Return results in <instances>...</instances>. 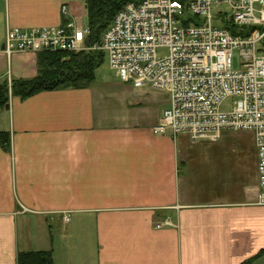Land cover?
Segmentation results:
<instances>
[{"label": "crops", "instance_id": "1", "mask_svg": "<svg viewBox=\"0 0 264 264\" xmlns=\"http://www.w3.org/2000/svg\"><path fill=\"white\" fill-rule=\"evenodd\" d=\"M85 1L0 0V83L37 75L36 54L3 53L8 29L58 27L63 7L81 23ZM8 105L0 264L28 252L53 264H264L253 136L255 152L241 155L228 132L196 144L155 134L167 96L121 82Z\"/></svg>", "mask_w": 264, "mask_h": 264}, {"label": "built area", "instance_id": "2", "mask_svg": "<svg viewBox=\"0 0 264 264\" xmlns=\"http://www.w3.org/2000/svg\"><path fill=\"white\" fill-rule=\"evenodd\" d=\"M61 14L58 27L8 29L3 53L99 51L122 83L167 96L155 134L186 136L196 144L217 142L223 132L251 133L257 155L254 205L264 206V0L128 3L93 46L85 44L87 26L67 19L64 7ZM158 49L167 55L159 57ZM228 99L231 107L223 111Z\"/></svg>", "mask_w": 264, "mask_h": 264}, {"label": "trees", "instance_id": "3", "mask_svg": "<svg viewBox=\"0 0 264 264\" xmlns=\"http://www.w3.org/2000/svg\"><path fill=\"white\" fill-rule=\"evenodd\" d=\"M140 1L142 0H86L89 45L99 43L113 17L125 4ZM103 59L104 54L99 51L39 53L36 55L35 78L14 80L10 89L7 82L0 83V110L5 109L11 97L24 100L41 92L88 88L94 83L95 70ZM0 148L5 152L10 150L8 133H0ZM16 264H53V260L49 252H28L19 253Z\"/></svg>", "mask_w": 264, "mask_h": 264}, {"label": "rangeland", "instance_id": "4", "mask_svg": "<svg viewBox=\"0 0 264 264\" xmlns=\"http://www.w3.org/2000/svg\"><path fill=\"white\" fill-rule=\"evenodd\" d=\"M221 9L225 11L227 10L224 6H222ZM81 24L83 26H87V20L82 18ZM157 55L159 57H164L167 55V50L158 49ZM233 66L234 68L238 67V63L236 61V55L233 60ZM94 74H95V79H96L97 84L103 83V84H108L109 86V85H114V84L121 82L116 77L114 71L110 69L106 54H104L103 62L95 70ZM231 104H232V100L228 99L222 104L221 109L223 111H228L231 107ZM226 134L227 136H226L225 143H228V145L235 147L241 153V155H246L247 153L251 154L252 152H255L251 133L242 131V132H228Z\"/></svg>", "mask_w": 264, "mask_h": 264}, {"label": "water", "instance_id": "5", "mask_svg": "<svg viewBox=\"0 0 264 264\" xmlns=\"http://www.w3.org/2000/svg\"><path fill=\"white\" fill-rule=\"evenodd\" d=\"M85 44H86V45L89 44V40H88V39L85 40ZM2 49H3V48H2ZM8 108H9V105H6V106H5V109L7 110Z\"/></svg>", "mask_w": 264, "mask_h": 264}]
</instances>
